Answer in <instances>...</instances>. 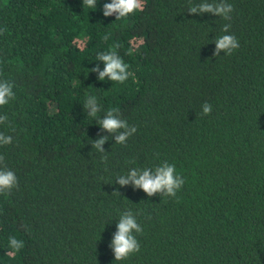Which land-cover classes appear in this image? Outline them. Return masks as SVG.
Returning <instances> with one entry per match:
<instances>
[{"label":"trees","instance_id":"obj_1","mask_svg":"<svg viewBox=\"0 0 264 264\" xmlns=\"http://www.w3.org/2000/svg\"><path fill=\"white\" fill-rule=\"evenodd\" d=\"M108 2L0 0V79L16 97L0 107L13 136L0 155L19 184L0 194V264H264V0H227L230 21L189 13V0H144L115 20ZM225 23L239 48L216 57ZM116 44L135 74L123 84L89 71ZM86 94L137 128L125 144L92 148L110 134ZM165 160L185 180L176 197L115 182ZM125 210L139 213L141 248L115 261ZM13 235L25 246L9 254Z\"/></svg>","mask_w":264,"mask_h":264},{"label":"clouds","instance_id":"obj_2","mask_svg":"<svg viewBox=\"0 0 264 264\" xmlns=\"http://www.w3.org/2000/svg\"><path fill=\"white\" fill-rule=\"evenodd\" d=\"M82 3L83 7L88 9H96L97 7V0H82ZM144 6V0H110V2L103 5L102 11L105 17L115 14V20H122L132 14L142 12ZM187 11L192 14L210 13L230 21L234 8L227 0H199L196 3L193 0H189ZM230 28L231 24L225 23L221 29L223 34L213 40L215 43L214 56H219L221 52L231 55L233 51L239 48V41L236 36L229 34ZM103 38L107 40L108 37L104 36ZM118 48L119 44H116L108 51L97 53L96 60L103 63V69L101 70L100 66L97 65L89 71L97 73L98 80L104 81L107 78L112 82L123 84L130 77L135 78L134 72L130 71V65L115 50ZM13 88L14 82L8 79H0V107L8 105L16 98ZM201 107L202 116L211 114L213 106L210 103L205 102ZM83 108L87 116L95 119L101 131H106L110 134H98L99 138L92 140V148H95L100 153H106L103 145L109 140V136L114 138L115 143L125 144L127 139L137 131L134 125L130 126L127 120L120 118L117 108H110L106 112L103 111L102 106L94 95L86 94ZM101 114H103L102 118ZM0 125L11 127L7 114L0 115ZM12 143L13 136L5 131H0V146ZM100 159L107 166L108 156L106 154L102 155ZM128 163L134 164L135 160H130ZM115 182L120 186L131 184L134 189H142L148 197L156 194L164 197H176L177 192L182 189L185 180L181 175L177 174L175 165L165 160L155 168L146 167L141 169L132 167L125 174L117 176ZM18 187V178L15 172L7 167L4 163V157L0 155V194L10 193L14 188ZM138 214H134L132 210H125L119 214L116 231L113 233L109 244L114 253L115 261L126 260L134 253L140 251L141 246L136 234H142L143 228L137 221ZM148 218L150 219L151 217L149 216ZM22 227L25 230H29L26 224L22 225ZM24 246L25 242L23 239L15 235L8 237V248L11 250L9 254L19 252Z\"/></svg>","mask_w":264,"mask_h":264}]
</instances>
